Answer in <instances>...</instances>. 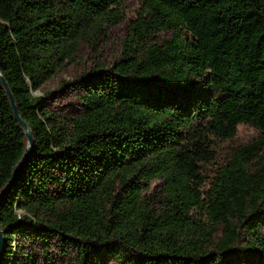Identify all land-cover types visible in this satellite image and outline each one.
Listing matches in <instances>:
<instances>
[{
  "label": "trees",
  "instance_id": "16d2710c",
  "mask_svg": "<svg viewBox=\"0 0 264 264\" xmlns=\"http://www.w3.org/2000/svg\"><path fill=\"white\" fill-rule=\"evenodd\" d=\"M125 1L0 0L1 72L35 143L0 202V264H60L51 249L66 264H264V0H140L120 57L77 78L79 111L49 108L39 92L96 52ZM241 124L259 136L207 173ZM27 145L0 82V192Z\"/></svg>",
  "mask_w": 264,
  "mask_h": 264
},
{
  "label": "rangeland",
  "instance_id": "374dc122",
  "mask_svg": "<svg viewBox=\"0 0 264 264\" xmlns=\"http://www.w3.org/2000/svg\"><path fill=\"white\" fill-rule=\"evenodd\" d=\"M142 1L140 0H126L122 10L123 19L116 25L110 27L105 39L97 46L96 52L90 47L83 45L77 60L70 62L67 66L54 78H52L39 92L46 96V104L49 108L66 115H74L79 111L78 94L79 88L76 84L77 78L84 70L93 68L96 64H107L108 66L120 57L121 46L123 38L127 32V28L131 19L135 17L138 11L141 10ZM171 33H158L157 39L167 38ZM37 94V93H35ZM259 136V131L249 125L241 124L238 127L237 136L229 142L221 143L218 148V155L216 162L206 168L207 173L214 174L217 167L227 162L228 156L232 148L239 145L247 144ZM162 190V182L154 181L149 188V195H157ZM33 246L34 254L42 262L44 260V251L41 246L32 241H28V246ZM47 256L54 258L60 264H66L68 257L62 256L53 249L47 253Z\"/></svg>",
  "mask_w": 264,
  "mask_h": 264
},
{
  "label": "water",
  "instance_id": "95a60500",
  "mask_svg": "<svg viewBox=\"0 0 264 264\" xmlns=\"http://www.w3.org/2000/svg\"><path fill=\"white\" fill-rule=\"evenodd\" d=\"M2 65H1V60H0V82L3 84V86L5 87L10 100H11V105L14 111V115L15 118L17 119V121L22 125V127L25 130L26 136L28 138V145H27V149L25 151V153L23 154V156L21 157V159L19 160V162L16 164L14 171H13V176L12 179L8 182V184L4 187V189L0 192V202L1 200L4 198V196L6 195L8 189L11 187V185L13 184L14 180L20 175L22 169L25 167V165L27 164L29 158L32 156L33 151H34V140H33V136H32V131L29 128L28 124L22 119L18 106L16 104L15 98L13 96V93L10 89L9 84L7 83L5 77L2 75ZM5 247V238L3 235V232L0 228V256L2 255V251Z\"/></svg>",
  "mask_w": 264,
  "mask_h": 264
}]
</instances>
